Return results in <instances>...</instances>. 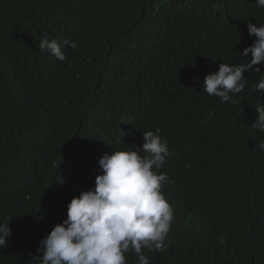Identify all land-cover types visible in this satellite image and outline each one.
<instances>
[{
  "label": "trees",
  "instance_id": "obj_1",
  "mask_svg": "<svg viewBox=\"0 0 264 264\" xmlns=\"http://www.w3.org/2000/svg\"><path fill=\"white\" fill-rule=\"evenodd\" d=\"M248 23L264 24L255 0H0V264H38L41 239L93 188L76 156L96 175L107 143L139 148L156 128L174 220L165 251L142 249L149 264H264V131L252 126L264 66L235 103L203 91L220 63L247 62ZM42 33L77 48L61 62L40 51Z\"/></svg>",
  "mask_w": 264,
  "mask_h": 264
},
{
  "label": "clouds",
  "instance_id": "obj_2",
  "mask_svg": "<svg viewBox=\"0 0 264 264\" xmlns=\"http://www.w3.org/2000/svg\"><path fill=\"white\" fill-rule=\"evenodd\" d=\"M255 4L264 8V0H255ZM247 30L245 48L239 52L247 62H222L217 71L204 78L203 91L219 97L222 102L235 103L232 97L245 88L248 80L244 74L253 66L256 73H261L264 66V24L248 23ZM41 36L40 51L61 62L66 60L65 46L77 48L75 41L50 39L47 33ZM252 91H264V79L255 84ZM255 109L258 116L252 126L264 131V103ZM90 121L81 120L79 127L88 126ZM142 139L141 147L133 145L127 150L107 143L103 152L93 155L99 159L96 175L91 174V157L88 162L85 156L75 157L78 162L73 172L88 171L93 188L74 196L67 204V218L41 239L38 264H127L125 254L130 250L136 253L138 264H149L142 249L165 251L174 220V209L162 192L166 183L173 182L168 170L162 167L169 147L160 128L143 132ZM258 147L264 151V142ZM67 157L70 159L68 154ZM57 177L44 178L60 181ZM10 238L9 221L0 223V247L6 248V239Z\"/></svg>",
  "mask_w": 264,
  "mask_h": 264
}]
</instances>
